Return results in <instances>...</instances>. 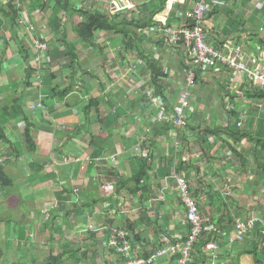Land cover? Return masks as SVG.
Segmentation results:
<instances>
[{"label":"crops","instance_id":"1","mask_svg":"<svg viewBox=\"0 0 264 264\" xmlns=\"http://www.w3.org/2000/svg\"><path fill=\"white\" fill-rule=\"evenodd\" d=\"M9 1L0 0V8ZM14 1L20 17L48 23V32L37 30L36 35L48 43L49 63L40 67L39 85L34 79L39 52L16 37L0 14V255L10 262L67 253L72 260L82 257L80 264H113L115 260L104 259V251L112 236L121 240V232L130 240L139 236L133 258L150 257L164 243H182L190 225L174 176L184 174L194 181L206 232L216 230L224 237L234 233L237 219L256 220L243 244L228 245L219 238L218 264H264V151L249 138L235 144L226 134L227 126L235 133L264 138V91L247 89L243 74L232 82L226 68L217 74L195 69L183 44H167L166 29L192 23L185 15L195 0H130L135 6L122 10L115 5L122 0H61L121 23L120 29L87 35L93 44L73 31L84 15L68 18L55 0H46L44 15L29 0ZM214 1L208 0L205 19L209 43L245 46L248 65L251 57L263 60L264 3L220 0L223 5L216 7ZM126 21L133 24L127 26ZM65 39L76 46L78 64L68 58ZM143 57L168 74L164 86L169 107L152 97L154 89L147 87L150 69ZM190 68L199 79L191 87L186 77ZM187 89L195 129L176 134L170 124L154 123L157 99L174 110L179 93ZM144 96L152 97L151 102L144 104ZM90 100L94 106L88 111ZM18 107L26 111V119H12ZM26 123L31 124L34 148L25 140ZM148 125L154 128L144 146L148 155L135 154L137 138ZM205 127L221 133L203 142ZM98 136L108 140L104 151L91 144ZM141 157L149 169L136 186L131 179L139 173ZM181 161L187 165L179 170ZM52 199L58 206L45 214L43 203ZM178 259L154 264H178Z\"/></svg>","mask_w":264,"mask_h":264},{"label":"built area","instance_id":"2","mask_svg":"<svg viewBox=\"0 0 264 264\" xmlns=\"http://www.w3.org/2000/svg\"><path fill=\"white\" fill-rule=\"evenodd\" d=\"M233 2L234 0H227ZM264 3V0H257ZM118 10L132 9L135 5L130 0H122L120 4L115 3ZM214 5H223L220 0H215ZM210 7L208 0H195L192 10L185 15V19L191 20L192 23L188 26L177 29H166L165 40L171 47L183 44L186 48L188 60L193 68H202L219 73L221 69H228L232 73L231 81H235V76L243 74L244 86L253 91H264V59L261 57H251L250 65L246 63V57L249 55L245 46L234 45L231 42H225L219 47H215L209 43V36L205 30V19L209 13ZM33 20L36 18L20 17L15 22V29L18 35L27 42L31 48L39 55L34 57V66L38 68L34 79L40 85L43 80L41 77L40 67L43 64L49 63V46L47 41L37 37V30L48 32V23L39 21L36 23ZM261 51V48L257 46ZM193 68L188 70L187 86L191 87L195 83L196 73ZM158 110V115L154 119V123H167L178 131H183L190 124L191 115L193 113V104L190 98L189 89L179 93L177 105L174 110L168 111L161 102H155ZM41 107V104H38ZM35 109V107H33ZM241 126V123H238ZM153 126L148 125L147 128L139 134L137 144L133 150L135 154L147 156L148 151L144 147L152 138ZM176 131V134H177ZM178 135L176 136V140ZM146 150V151H144ZM174 182L178 190L181 202L186 210V219L190 225V231L184 242L164 245L148 258H133L131 253V244L127 240V234L121 232L118 236H112L107 243V248L115 251L120 258L124 257L125 261L120 264H154L157 260L178 256V264H195V259L198 257L196 252V244L200 242L205 233L204 221L201 215L198 199L193 193L195 188L194 181L187 178L184 174H175ZM58 206L56 200H48L44 203L43 212L45 214L51 212ZM256 225V220L237 219L235 222L234 233L224 237L218 236L216 230L208 231L209 241L204 247V256L206 262L204 264H218V251L220 249L219 238H224L228 245L243 244L251 229ZM123 259V258H122Z\"/></svg>","mask_w":264,"mask_h":264},{"label":"trees","instance_id":"3","mask_svg":"<svg viewBox=\"0 0 264 264\" xmlns=\"http://www.w3.org/2000/svg\"><path fill=\"white\" fill-rule=\"evenodd\" d=\"M29 1L31 2V6H33L35 10H39L40 13H42V15L45 14L44 11L46 10V6H47L46 0H29ZM55 1H56V4H58V6L62 10H65L66 16L68 18L69 17L71 18L72 15H74V14L84 15V20L82 22L74 25L73 31L77 34L78 38L82 39L84 42H87L88 44H93L92 39H89L87 37V35H89L90 33L99 32V31H101V29H105V30L118 29L119 26L121 25V23L115 25V23H112V21L109 20L108 17H106L105 15H101L99 13H93V12H84L83 10L78 9L75 6H69L68 1H66V3L61 1V0H55ZM62 5H64V6H62ZM19 11L20 10H18V4L15 3L14 0H10L9 3L6 5V7L0 8V14L3 15L4 17H6V19L10 23L11 29L13 30L14 34H16V37L17 36L19 37L18 33L16 32L17 30L15 29V22L20 18ZM54 11H55V14L56 13L59 14V11H61V10H59V8H57V9L55 8ZM67 17H64V18L66 19ZM54 19L56 20V17H54ZM51 21H50V23H51ZM62 24L63 23L61 21H58L59 26H61ZM132 24L133 23L126 21L127 26L132 25ZM0 25H1V21H0ZM126 25L124 23L123 28H121V29H124ZM118 31H120V30H118ZM64 43H66L65 46L68 50V56H69L68 58L70 59L72 65L74 63L78 64L76 56H75L76 46L74 44L68 42L66 39L64 40ZM19 46H21L20 48H22V49L24 48L23 43L19 44ZM139 54L142 55L141 53H139ZM23 55L25 57V61H28L30 56H29V53L27 52V50H26V52H24ZM143 59L148 62L147 67H149L148 70L150 69L149 70L150 76H148L150 78H149L147 87L151 86L152 89H154L153 90L154 96H152V97H157L165 105V107L168 106V97L166 95V89L164 86V80L167 78L168 74H166V71L163 70V67H161L160 65H158V64L156 65V64L151 63L145 57H143ZM29 67L30 68L28 69V74L31 77L33 75L32 73H34V71L32 70V65H30ZM195 73H196L195 82H198L199 79L197 77L198 74H197L196 70H195ZM77 75H78L77 72H74L73 77L74 76L77 77ZM263 95H264V93H263ZM151 98L144 96V98H143L145 100L144 104H148L149 101L151 102ZM90 101L91 102L87 107L88 111L92 110V106H94V104H92V102L94 100H90ZM170 111L172 112V109ZM15 112H16V114L12 116V119H15V117L16 118L22 117L23 119L27 118V114L25 113L26 111H24L22 108L18 107L15 110ZM169 126H172V124H170ZM226 128H227L226 134L231 137V139L233 140V142L235 144H238L241 140H243L245 138L246 139L249 138L255 143V145L257 147H260L264 151V138L253 136L252 134H249V133H243L242 131L235 133L233 130H228L229 127L226 126ZM186 129L192 130L195 128H194V126L189 124ZM0 132L2 134L1 126H0ZM201 133H202L201 136L203 137V142H205V141H208V139L211 136H214L216 138L217 135H219V133H221V131L219 128L211 129L210 127H205L202 129ZM24 136H25V140H27L28 144L34 148L35 144L33 142V138L31 135V124L30 123L29 124L26 123V129H25V135ZM1 137L3 138V135H1ZM99 138H100L99 136L97 138L96 137L93 138V140L91 141L92 142L91 144L94 145L95 147H97L98 149H100L101 151H104V149L107 146L108 140L101 141V140H99ZM225 142H226V145H228L229 149L233 153H235V154L238 153V152H236L234 146L230 142H227V141H225ZM141 160H142V165H141V168L139 170V173L131 179L132 181L135 182L136 186H139L141 183H143L142 181L145 180V176H146L145 173H147V171L149 169L146 160H144L143 158ZM186 165H187L186 162L181 161V165H180L179 170L181 168H185ZM261 169L264 171V165L261 167ZM3 174L4 173H3L2 169L0 168L1 177L3 176ZM1 177H0V179H1ZM196 190L197 189L195 187L193 189L194 194H195ZM199 207H200V205H199ZM128 231L130 232V229H128ZM138 237L139 236L134 235L133 238L130 237L131 240L127 239L130 241L132 251L135 248V246L133 244H135V242L138 241ZM208 238H209V234L205 231L200 242L196 244L195 249L199 255L196 258L197 260L195 259L196 260L195 264H199V263L204 264V262H206V259L204 256V247H205L207 241H209ZM130 254L132 255V253H130ZM68 255H70V254L63 253V254H57L56 255V254L50 253L49 255H45L42 259L36 255V256H32L31 258L28 257L29 259L27 261L20 260V261H10V262L8 260L4 259L0 255V264H68V263L80 264V262H81L80 260L83 259L82 257H80V260H76L75 258H74L75 260H72L73 256H71V255L68 256ZM145 258H148V256ZM125 260L126 259L123 258V261H125Z\"/></svg>","mask_w":264,"mask_h":264},{"label":"rangeland","instance_id":"4","mask_svg":"<svg viewBox=\"0 0 264 264\" xmlns=\"http://www.w3.org/2000/svg\"><path fill=\"white\" fill-rule=\"evenodd\" d=\"M37 16V15H36ZM38 20V19H37ZM18 195H20V193H18ZM28 197H30V196H28ZM32 198V197H31ZM29 201V200H28ZM27 201V203H26V205H32V203L31 202H28ZM46 201H48V200H46ZM43 207H44V203H43ZM42 210H43V208H42ZM106 250H107V252L106 251H104V259L105 260H108L109 258H111V260L110 261H113V260H115L114 261V263L113 264H120L121 262H118V260L117 259H115V258H119L117 255H116V253H115V251L114 250H112V249H108L107 248V246H106ZM112 252H114V254H112ZM109 255H111V256H115V258H113V257H110ZM68 264H70V263H68Z\"/></svg>","mask_w":264,"mask_h":264},{"label":"bare ground","instance_id":"5","mask_svg":"<svg viewBox=\"0 0 264 264\" xmlns=\"http://www.w3.org/2000/svg\"><path fill=\"white\" fill-rule=\"evenodd\" d=\"M122 239V238H121ZM130 242V241H129ZM132 248V247H131ZM124 258V257H123Z\"/></svg>","mask_w":264,"mask_h":264}]
</instances>
